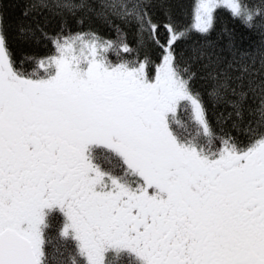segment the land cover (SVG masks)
I'll return each mask as SVG.
<instances>
[{
	"label": "snow or ice",
	"instance_id": "1",
	"mask_svg": "<svg viewBox=\"0 0 264 264\" xmlns=\"http://www.w3.org/2000/svg\"><path fill=\"white\" fill-rule=\"evenodd\" d=\"M23 2L11 37L0 0V264H50V245L67 264H264V0H194L190 26L170 0ZM78 12L114 35L73 32ZM222 12L254 53L209 39ZM13 39L53 51L17 62ZM197 79L232 109L216 127Z\"/></svg>",
	"mask_w": 264,
	"mask_h": 264
},
{
	"label": "trees",
	"instance_id": "2",
	"mask_svg": "<svg viewBox=\"0 0 264 264\" xmlns=\"http://www.w3.org/2000/svg\"><path fill=\"white\" fill-rule=\"evenodd\" d=\"M94 6L96 4V0H92ZM194 0H170V7L174 17L176 18L178 24L180 26H190L193 23L190 5ZM4 3V23L8 30V33L11 37H14L19 26L28 25L32 23V18L29 17L25 19L22 16V11L24 9L23 0H3ZM157 12L160 13V10L157 9ZM85 17V23L83 26L77 23V20L81 17ZM45 18L48 19L49 23L46 25V31L50 33H55L59 31L62 18L60 16H52L48 11H44L43 16L39 17L40 22L43 24ZM160 18L163 19L162 13H160ZM64 19L67 22V26L73 31L81 30V27L84 30L92 29L94 31L99 32L102 36L112 37L114 34L112 29L105 24L101 19L97 18L93 13H88L86 16L83 12H78L75 16L66 15ZM227 29V31H225ZM135 32L134 28L128 30L129 41L130 43H135L133 38V34ZM229 33L231 34V39L234 42L235 46L241 51L255 52L261 44V36L258 31H248L246 28L242 27L238 22L232 20L227 12H222L219 15L218 22L216 24V29L209 37V39L217 46L218 49H225L229 43ZM196 39H199L197 36ZM189 43H181L178 51H183L185 56H190L192 53L190 51H185L188 49ZM11 47L14 53V56L17 62L23 60L24 56L27 54H35L37 56H43L46 54H50L53 49L50 44H41V45H27L21 44L19 41L14 40L11 43ZM226 56L229 55L227 51L224 53ZM152 59L155 61L159 56V51L155 48L151 50ZM195 68H198L199 65H194ZM202 76L203 73H200ZM211 84L208 81L203 79H197L195 81V87L201 92L203 95V99L205 101L206 109H207V118L210 123L216 127L217 118L220 117L223 119L221 114H226L230 112L232 109L226 104H214L208 97L207 91L210 88ZM251 103V102H250ZM246 119L255 118L249 117L248 114H245ZM226 128H231V121H227L224 125ZM236 135L237 133H233ZM62 220H55L54 226L49 230V236H57L58 229ZM48 255L50 264H67L69 255L71 254V249H65L64 247H60V251L56 252L53 246H49ZM125 264H128L125 261Z\"/></svg>",
	"mask_w": 264,
	"mask_h": 264
},
{
	"label": "flooded vegetation",
	"instance_id": "3",
	"mask_svg": "<svg viewBox=\"0 0 264 264\" xmlns=\"http://www.w3.org/2000/svg\"><path fill=\"white\" fill-rule=\"evenodd\" d=\"M56 220H62V217H59V216H58Z\"/></svg>",
	"mask_w": 264,
	"mask_h": 264
}]
</instances>
